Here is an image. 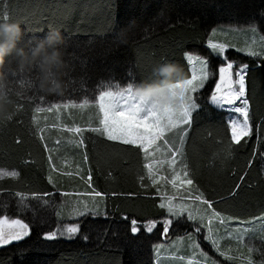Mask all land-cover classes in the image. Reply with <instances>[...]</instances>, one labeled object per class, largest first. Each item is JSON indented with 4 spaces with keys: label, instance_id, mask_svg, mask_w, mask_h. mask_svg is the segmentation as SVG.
I'll return each mask as SVG.
<instances>
[{
    "label": "trees",
    "instance_id": "obj_1",
    "mask_svg": "<svg viewBox=\"0 0 264 264\" xmlns=\"http://www.w3.org/2000/svg\"><path fill=\"white\" fill-rule=\"evenodd\" d=\"M6 15L21 22V43L59 29L65 38L68 67L65 89L55 94L35 87V68L18 69L12 57L5 65V87L12 103L0 114V169L19 174L0 177V215L30 222L31 234L0 246V264H153L152 248L163 241L162 224L152 233L141 230L134 236L130 232L132 219L146 223L151 219L162 221L165 216L156 189L144 174L142 150L109 141L88 128L85 151L91 184L105 193L108 216L67 220L56 215L58 208H63V196L48 176L63 189L71 187V180L49 170L40 133L49 144L55 134L66 139L53 130L55 124L48 125L54 123L51 116L43 117L51 122L37 119V110L93 102L101 91L153 80L152 68L158 62L178 63L188 79L186 53L214 60L206 47L208 33L214 28L254 27L264 38V0H0V19ZM121 39L126 42L121 43ZM226 56L237 65H249L246 94L252 135L240 144L231 141L227 123L230 113L208 101L214 75L210 88L196 94L201 107L193 112L182 159L186 171L195 178L199 190L195 192H203L216 210L253 219L264 215V60L230 49ZM215 61L214 69L222 62L219 57ZM75 112H68L70 119L83 125L90 122V128H95L99 118L95 110ZM58 148L71 149L67 145ZM18 192L25 194L30 210H21ZM32 192L50 195L36 199ZM44 199L50 201L48 206L43 204ZM36 214L43 223L33 222ZM67 223L81 225L74 238H43V232ZM173 228L170 238L184 234ZM85 235L87 240L83 239Z\"/></svg>",
    "mask_w": 264,
    "mask_h": 264
},
{
    "label": "snow or ice",
    "instance_id": "obj_2",
    "mask_svg": "<svg viewBox=\"0 0 264 264\" xmlns=\"http://www.w3.org/2000/svg\"><path fill=\"white\" fill-rule=\"evenodd\" d=\"M7 16V15H6ZM208 45L213 52L222 57V62L218 68L213 69L208 58H201L199 56H191L186 54L188 62L193 65L191 69V78L186 79L184 82V91L181 93L182 101L179 107L161 109L156 106H150L146 115H141L142 103L139 101L133 90V86L129 84L126 88L116 91L105 90L101 91L95 101L98 104L99 111L102 114V118L99 123L101 127L92 128V132H100L109 141H118L125 145L137 146L141 149L145 155V158L154 155L155 152H159L161 149L158 147V142H163L167 145L170 153V159L164 160H152L146 163L144 167L148 170V178L153 185L157 184V173L160 166L167 164L173 171L171 177V184L174 188H182L189 193L199 191L195 188V178L188 171L177 172L176 165L179 163L182 166L184 161L180 159L183 156L182 147L170 144L166 138V134L176 132L187 133L192 120L193 112L199 109L201 105L198 103V97L196 96L198 90L205 88L206 83L214 75L218 73V78L215 79V86L211 90L210 100L213 104L217 105L221 109H225L229 113L239 114V117L230 115L228 117V127L231 132V141L234 144H240L245 138L252 135V125L250 124L249 115V99L246 94V78L249 71V65L246 63H239L237 66L236 61L229 59L225 55V49L228 48L224 43H213L208 41ZM244 51V49H240ZM248 55L252 57L264 56V48L259 52L255 50H248ZM198 65V66H197ZM11 91V89H9ZM54 108H60V105H53ZM64 107H68L67 104ZM52 109L50 108L49 111ZM37 111H41L38 109ZM69 132L76 134L82 133L84 130L77 127L75 129L69 128ZM43 139V137H42ZM180 145L184 143V136L180 135ZM83 143V141H81ZM47 149V144H45ZM51 151V150H49ZM261 155H264L262 153ZM49 161L52 160V156L49 155ZM88 156L85 154L84 161H88ZM251 163V162H250ZM52 169H55V165H51ZM17 171H7L0 169V177H16ZM49 182L53 183V177L49 175ZM159 179H167V177H159ZM244 177H241L243 180ZM89 185H91V172H89ZM191 186V187H186ZM239 187V185H237ZM50 194H39L32 192L31 196L36 199L41 197H47ZM64 195H67L65 193ZM105 193L97 191L92 188V191L87 193L89 200L82 202L78 201V205L73 209L75 217H83L91 215L97 217L101 215V208L97 201V197H104ZM19 197V202L22 206L21 210L31 209V205L25 203V194L22 192L16 193ZM190 202H183V200ZM182 202H177L172 197L167 195L161 200L159 207L166 209L167 215L164 216L162 221L156 219L148 220L146 223L138 222L136 219L130 221V232L132 235H137L141 230L147 233H152L154 229H157L162 224L163 234L167 236L180 219L186 216V221L192 222L194 232H187L183 237L179 239H185L190 242L193 253L196 250H200L202 256L207 257L208 253L201 249V245L198 242L199 234L203 230L207 229V234L203 236L205 241H209L211 245L220 252L221 255H225L221 252L219 239L216 230L213 228V221L223 219L220 216V212L216 211L213 207V201L205 198V194L200 192L198 195L190 194L186 198H181ZM43 204L48 206L50 201L48 199L43 200ZM202 206H207L206 208ZM60 215L59 212L56 213ZM104 218H107V212H103ZM207 219V223L205 220ZM235 219V218H230ZM264 219V217H254L252 221H238L236 226L228 232L229 236H234L235 240L242 246L247 247L248 264H251V255L253 252H260L264 256V251L254 244L245 242V236L248 235L251 229L245 225L254 224L257 220ZM33 222L43 223V220L36 214ZM203 225V228L201 227ZM81 225L78 223H67L62 226H58L55 231L43 232V238L46 240H56L60 237L74 238L79 234ZM31 234V223L26 222L23 218L10 219L7 215H0V246L9 245L12 242H19ZM83 239L87 240L85 235ZM162 245H157V257L159 255V248ZM228 259L235 260L236 257L229 256ZM243 259V257H241ZM157 264L160 261L157 260ZM215 264V262H213Z\"/></svg>",
    "mask_w": 264,
    "mask_h": 264
},
{
    "label": "rangeland",
    "instance_id": "obj_3",
    "mask_svg": "<svg viewBox=\"0 0 264 264\" xmlns=\"http://www.w3.org/2000/svg\"><path fill=\"white\" fill-rule=\"evenodd\" d=\"M209 40H211L213 43L227 44L228 48L225 49V55H227L228 49L248 55L247 54L248 50H255V51L259 52L262 48H264V38L259 34L257 29L254 27L237 28V27L232 26V27L214 28L211 32L208 33V36L206 39V47L208 48V50L212 54V58L214 59V60H209L213 69H214V67H216V64H217L215 61V58L219 57L222 61V57H220L217 53L213 52V50L210 49V47L208 45ZM240 49H244V51H241ZM186 54L191 55L193 57L199 56V55L190 54V53H186ZM186 54H185V58L188 61ZM248 56H250V55H248ZM199 57H201V56H199ZM250 57H252V56H250ZM201 58H203V57H201ZM255 58H261L264 60V56H259V57H255ZM189 65H190V78H191V74H192L191 69H192L193 65L190 63H189ZM218 66L219 65H217V68H218ZM216 78H218V73L216 74V77L214 78V83L212 85L213 86L212 89L215 86V79ZM212 79H213V77L210 78V80L206 83L205 88L209 87L211 85ZM126 87L127 86L119 87V88H115V89H107V90L116 91V90L123 89ZM133 89H134V86H133ZM199 91H201V90H198V92ZM98 95H97V97H98ZM97 97H96V99H97ZM96 99H95V101H96ZM95 101H93L92 103H89L87 101H85L83 103L82 102L81 103H74L75 105H73V106H68V107L60 106V108H54L53 106H51V107H39L38 109H40L41 111H38V114H36V118L38 119V117H39V118H42V120H44L43 117L51 116L49 119L54 121V123L53 124L48 123V125L49 126L51 125L50 127H53L55 124V127L53 130H56L57 132L62 133V135H66L68 137V139L76 138V137L81 138L83 141V146H85L86 131L88 130V128H89V130H91V128L88 125L86 126V125L81 124L75 118L73 119L71 117L72 119H70L68 112L73 109V110H77V112H79V113H81V112L83 113V112H85V110H88L91 108L92 110H96L97 113H99L98 114V117H99L98 123H99L100 119L102 118V114L100 113L98 104H96ZM141 103H142L141 115H146L148 112V109L150 108V103L146 102V101L141 102ZM209 103L216 106L215 104H213L211 102L210 97H209ZM50 108L52 109L51 111H49ZM77 112H75V113H77ZM235 116L237 118L242 119V117H239V114H235ZM44 122H51V121H47V119L45 118ZM77 127L83 129L84 131L80 134H76L74 132L68 131L69 128L75 129ZM180 135L184 136V141H185L186 133H183L182 130H181V132L174 131L173 133L166 134V138L168 139L170 144H174L176 146L182 147V151H183L184 143H183V145H180V139H179ZM158 147L161 150L159 152H155V150L153 149L152 151L154 152V155L148 157L149 162H151L152 160L170 159V153L168 151L167 145H164L163 142L161 141V142H158ZM143 155H144V153H143ZM182 158H183V156L180 157V159H182ZM143 159H144V157H143ZM176 171L182 173L183 172V166L178 163L176 165ZM173 174L174 173H173L172 169L167 164H163L158 169L157 184L153 185L150 183L156 189V196L159 198L160 202L164 198L165 195L172 197L177 202H182L181 198L182 197L186 198L190 194L198 195V193H196L195 191L193 193H189L182 188H174L170 182ZM159 176L160 177H167V179H159L158 178ZM149 181H150V179H149ZM186 187H191V186H186ZM70 188H68V189H70ZM62 196H63V200H62V207L63 208L61 209V211L59 210L56 212H59L60 216L62 214H65L63 216H65L67 218V220H76V218L74 216H68L67 215V213H70V211L67 212V208L69 206L67 203V200L70 202V200H72V198L75 196H72V193H70V192H67V195L63 194ZM77 196H79V195H77ZM78 200H79V202H82L81 199H78ZM183 202H190V201L185 199V200H183ZM74 204H78V201ZM202 207L206 208L207 206H202ZM164 211H165V215H167L166 209H164ZM216 211H218V210H216ZM218 212H220V211H218ZM220 216L223 219V223L221 222V219H217V220L213 221L212 226H213L214 230H216V232H217L220 250H221V252H224L225 255H221L220 252H217L216 249L211 245V243L209 241H205L203 239V236L205 234H207L206 228L203 230V232L201 234H199L198 242L201 245V249L204 252L208 253V256L207 257L202 256L200 254V250H196V252L193 253L190 242L185 240V239H179L180 237H183L184 234L187 232H194L192 224L188 225V223H187V222H189V223H192V222L186 221V216H185L183 219H180L179 222L176 223L174 225V228H173V229H176L179 231L183 230L184 234L179 235V236H175L172 238H170L169 235L165 236L163 234L164 235L163 239H162L163 241L153 246V248H152L153 264H157V260L160 261V264H213V262H215V264H248L249 257H248V253H247V247L240 245L235 240L234 236L228 235V232L231 231V229L236 226L238 221H252L253 219L252 218L240 219L237 217L226 215L222 212H220ZM259 217H264V215L259 216ZM230 218H235V219H230ZM205 223H207V219L205 220ZM245 226H247L251 229L250 233L245 236L246 244H248V243L254 244L258 248H260L261 251H264V219L257 220L254 224H248ZM186 227H188L187 231L185 230ZM201 227L203 228V225H201ZM166 237H167V239H166ZM157 245H162V247L159 248L158 257H157ZM229 256H234V257H236V259L235 260L228 259ZM241 257H243V259H241ZM251 264H264V256H262L260 252H253L251 255Z\"/></svg>",
    "mask_w": 264,
    "mask_h": 264
},
{
    "label": "clouds",
    "instance_id": "obj_4",
    "mask_svg": "<svg viewBox=\"0 0 264 264\" xmlns=\"http://www.w3.org/2000/svg\"><path fill=\"white\" fill-rule=\"evenodd\" d=\"M125 28L126 26L119 30L118 38ZM23 36L21 22L7 16L0 19V114L12 103L5 87V65L10 57L15 58L18 69L31 71L35 68L34 84L39 90L60 94L65 89L68 61L63 49L65 38L60 30L50 29L42 37L30 38L21 43ZM120 42L126 41L121 39ZM152 72L155 79L140 81L134 86L136 98L161 109L179 107L183 85L187 79L182 66L173 61H163L154 65Z\"/></svg>",
    "mask_w": 264,
    "mask_h": 264
},
{
    "label": "crops",
    "instance_id": "obj_5",
    "mask_svg": "<svg viewBox=\"0 0 264 264\" xmlns=\"http://www.w3.org/2000/svg\"><path fill=\"white\" fill-rule=\"evenodd\" d=\"M95 112H97V111L95 110ZM84 125L87 126V124H84ZM88 126L90 127V122H89ZM99 127H101L100 124L98 122L97 123L95 122V128H99ZM59 134H60V136H62L66 140H61V138L55 134L54 136H52L53 138H51L52 143L49 144V143H47L46 140H44L43 133H40V138L43 137L44 147H45V144H47V149L45 148V151H46L47 161H48V165H49V170L51 171V173H53L57 177L67 178V180H71L70 181V183H71L70 189H63V188L57 187L54 179H53L54 182L51 184L53 187H55V190L57 192H60L62 195L67 193V192H70V193H72V196H75L72 198V200H70V202L67 200V203L69 205L67 208V212L70 211V213H67V215L75 217V213H74L73 209L76 208L78 204H74V203L79 201L78 199H81L82 201L90 199L87 196V193L92 191V188H93L92 184L89 185V183H88L89 172H91V171H90V168L88 165V161L87 162L84 161V156L86 154V151H85V146H83V143H81L82 139L77 138V137L68 139V137L66 135H62V133H60V132H59ZM230 134H231V132H230ZM116 142H118V141H116ZM65 145H67L71 149L70 150H64V149L58 148L59 146H65ZM53 146H57V147L54 148ZM49 150H51V151H49ZM49 155L52 156L51 161H49V159H48ZM68 155H70V156H68ZM143 157H144V159H143L144 165L146 163H149V158H145L144 155H143ZM53 164L55 165V169H52V167H51V165H53ZM183 171H186L184 166H183ZM144 174L148 179V170L145 169V167H144ZM150 183H151V180H150ZM77 195H79V196H77ZM105 198H106L105 196L102 198L101 197L96 198L98 203H99V206L101 208V215L102 216H103V212H105ZM59 210L61 211V209L58 208L57 211H59ZM63 215H65V214H62L61 216H63ZM88 216L92 217L91 215H88ZM98 216H100V215H98ZM63 217H65V216H63ZM75 218L77 219V217H75Z\"/></svg>",
    "mask_w": 264,
    "mask_h": 264
}]
</instances>
